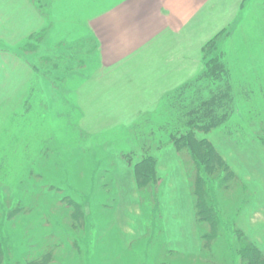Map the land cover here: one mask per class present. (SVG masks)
<instances>
[{"label":"rangeland","instance_id":"obj_1","mask_svg":"<svg viewBox=\"0 0 264 264\" xmlns=\"http://www.w3.org/2000/svg\"><path fill=\"white\" fill-rule=\"evenodd\" d=\"M45 2L48 15L41 16V25H52L51 29L41 50L26 55L22 48L28 37L21 36L19 26L29 23L26 13L36 7L33 4L32 8L30 0H0V205L8 209L6 197L25 195L51 178L64 193L85 205L86 228L78 241L85 249L84 264H152V247L159 244L164 250L158 264H241L234 233L237 222L245 235L264 249V145L259 139L264 134V0H247L233 28L213 52L220 54L231 70L235 95L232 127L226 125L199 136L211 139L235 162L249 189L244 190L240 180L219 194V214L223 221L228 215L223 222L228 247L215 251V243L209 242L203 245L211 250L203 254L184 163L173 144H167L168 131L160 127L164 122H147L157 118V110L126 123L125 116L110 115L103 109L111 100L135 94L129 92L139 87L135 80L146 81L150 73L145 65L138 70L145 73L137 76L132 54L122 55L146 38L144 29L132 26L130 20L119 23L117 19L131 0ZM37 23L30 26L36 29ZM104 47L112 57L120 58L102 59ZM52 62L59 64L55 71L43 67ZM188 62L187 81L195 76L189 77L198 69L199 60ZM33 64L48 74L37 73ZM139 121L145 122L136 126ZM228 126L234 134H228ZM162 143L164 147H159ZM145 154L158 157L163 177L158 204L150 210V231L149 205L143 207L140 202L133 165L129 164ZM30 170L34 172L28 176ZM215 186L211 184V190L216 193ZM233 204L238 211L228 214ZM258 211L261 214L255 215ZM22 216L16 227L5 221L6 214L0 224L6 264H16L24 249L19 241L28 215ZM231 216L237 222L229 221ZM52 220L60 228L57 232L68 234L63 220ZM44 243L47 241L40 239L39 245ZM97 247H107L114 262L98 260L105 252L95 251ZM50 254L63 261L69 258L58 248ZM49 259L44 264H49Z\"/></svg>","mask_w":264,"mask_h":264},{"label":"trees","instance_id":"obj_2","mask_svg":"<svg viewBox=\"0 0 264 264\" xmlns=\"http://www.w3.org/2000/svg\"><path fill=\"white\" fill-rule=\"evenodd\" d=\"M30 2L32 6L34 4L36 10H39L42 17H47L45 0H30ZM49 30L50 26L44 23L37 31L30 33L22 51L26 55L39 52ZM226 32L227 29L221 30L202 47L204 61L202 72L163 96L155 114L158 120L155 117L147 119L148 121L145 120L147 122L157 121L156 123L160 124L164 122L160 127H165L168 131L167 144H173L184 163L196 224L201 230L199 238L202 254L205 250H211V247H204L209 242L215 243V251L222 247V251H225L228 247L226 227L223 224L227 221L228 215L223 221L217 204V198L219 200L222 191L234 187V181L236 183L240 180L242 181H240V185L243 186L244 190L249 189L245 180H242L243 178L238 173L235 162L229 160L211 139L199 136L200 133H209L219 127L231 126L229 122L235 108L234 87L230 78L231 70L220 54H213L217 51L219 40ZM56 64L57 62H52L50 65L46 63L43 67L52 72L59 65ZM33 67L37 73L43 71L37 64H33ZM72 69L66 68V71ZM43 72L48 74L47 71ZM143 122L139 121L135 125ZM230 126L226 129L230 132L229 135L234 134L233 130L232 132L229 130L232 127ZM259 139L264 145V134ZM159 147H164V143L160 144ZM44 155H47V150ZM124 155L127 157V154ZM45 163L47 167L48 164L46 161ZM129 164L133 165L140 202L143 207L146 203L149 205L147 206L149 212L147 229L150 231V220L152 219L150 210L158 204L163 182V177L159 173V159L155 155L145 154L136 163L133 164L130 161ZM247 170L250 173L251 170ZM33 172L30 170L28 176ZM37 176L40 177L41 174H37ZM211 184H216L215 187L218 188L215 189L216 193L211 190ZM248 194L249 196L253 195L252 191ZM262 198L264 199V197ZM5 201L8 209L0 205V224L5 214V221L10 225H15V227L20 224L22 215H28V223L25 222L24 225H21L22 234L19 245L24 249L22 248L23 250L19 252L16 264H44L48 257L51 258L47 261L50 262L49 264H84L85 249L81 247V244L79 245L78 241L84 235L87 211L84 203L78 198L69 193H64V189L50 178L48 183L40 186L39 189L35 188L31 192L26 191L25 195L22 194L19 197L8 196ZM46 203H50L52 206L49 208ZM237 211V205L233 204V208L228 214ZM52 218L63 220L68 228V234L57 232L60 228L56 226ZM231 219L229 221L233 223L238 220H233L232 216ZM237 223L234 227V233L236 242H238L236 246L238 250L236 251L241 264H264V249L257 242L249 239ZM37 232L39 233L38 236L41 235L39 238H37ZM53 238L55 241L52 240ZM40 239L42 242L47 241V243L39 245ZM51 241H53L52 244L49 243ZM161 246L159 244L158 247H152L154 257L151 258L152 264L159 263L158 257L164 250V247ZM53 248L63 250L69 258L63 261L53 257L50 254ZM102 250L105 252L104 256L101 257L100 255L97 259L104 263L106 261L111 262L113 259L114 262V258L109 254L107 247L95 249V251H101L103 254ZM156 254L157 258L155 257ZM205 255L209 256V254ZM214 255L216 254L211 257L217 259ZM93 259L96 260V257ZM7 260L6 248L0 231V264H6ZM215 261L218 263L217 260Z\"/></svg>","mask_w":264,"mask_h":264},{"label":"crops","instance_id":"obj_3","mask_svg":"<svg viewBox=\"0 0 264 264\" xmlns=\"http://www.w3.org/2000/svg\"><path fill=\"white\" fill-rule=\"evenodd\" d=\"M134 1L136 4L131 0L129 6L122 7V13L116 17L120 20L119 23L130 20L132 26L144 29L146 38L138 45H132L127 54L122 55L125 57L132 54V61H136L135 64L138 67L137 76L145 73L138 71L145 65L148 66L150 73L146 81L135 80L134 83L139 87L134 91H129L135 93L131 97H127V88H123L126 94V103H124L125 98L111 100L103 108L108 109L106 113L108 112L110 115L125 116L126 123L131 118L153 114L166 93L175 90L187 81L185 78L186 69L187 65H190L187 61L196 63V60H199L198 69L194 74L192 72L189 77L193 75L196 77L201 72L203 67L202 47L221 30L227 29V32L231 30L247 2V0ZM31 10L30 8L29 13H26L29 23L19 26V31L23 32L21 36L24 39L42 27L40 13L35 9L33 12ZM33 22H39L36 29L33 25L30 26ZM102 37L99 36V39ZM47 41L50 42V39ZM102 52L101 58L104 60L120 58L112 57V53L107 47H104ZM122 74L125 75L126 71H123ZM84 107L85 105L82 106V108ZM258 213L261 214L258 211L255 215Z\"/></svg>","mask_w":264,"mask_h":264},{"label":"snow or ice","instance_id":"obj_4","mask_svg":"<svg viewBox=\"0 0 264 264\" xmlns=\"http://www.w3.org/2000/svg\"><path fill=\"white\" fill-rule=\"evenodd\" d=\"M102 23V22H101Z\"/></svg>","mask_w":264,"mask_h":264}]
</instances>
